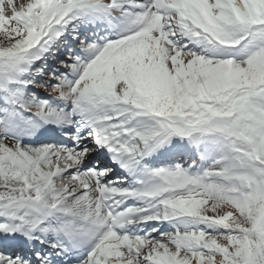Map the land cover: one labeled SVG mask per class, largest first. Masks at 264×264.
<instances>
[{
	"label": "snow or ice",
	"instance_id": "snow-or-ice-1",
	"mask_svg": "<svg viewBox=\"0 0 264 264\" xmlns=\"http://www.w3.org/2000/svg\"><path fill=\"white\" fill-rule=\"evenodd\" d=\"M0 264H264V0H0Z\"/></svg>",
	"mask_w": 264,
	"mask_h": 264
}]
</instances>
